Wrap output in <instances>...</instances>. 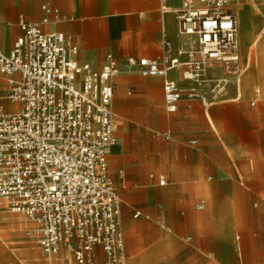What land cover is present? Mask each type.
Returning a JSON list of instances; mask_svg holds the SVG:
<instances>
[{
  "label": "crops",
  "instance_id": "crops-1",
  "mask_svg": "<svg viewBox=\"0 0 264 264\" xmlns=\"http://www.w3.org/2000/svg\"><path fill=\"white\" fill-rule=\"evenodd\" d=\"M259 3L233 5L243 69L237 89L230 85L227 101L212 105L183 94L169 113L164 82L188 87L183 67L144 77L129 72L125 58H174L188 46L178 32V1L0 0L2 52L22 35L23 22L33 23L70 38L78 63L99 68L111 56L120 67L112 79L116 143L106 161L120 199L127 264H264V37L256 55L243 53L238 21L241 8L242 33L250 34L241 6ZM207 75L226 74L217 65ZM6 87L0 74V95ZM0 105L13 109L1 98ZM19 215L0 202V222L24 227L28 236L34 224ZM9 258L0 252V264Z\"/></svg>",
  "mask_w": 264,
  "mask_h": 264
},
{
  "label": "built area",
  "instance_id": "built-area-1",
  "mask_svg": "<svg viewBox=\"0 0 264 264\" xmlns=\"http://www.w3.org/2000/svg\"><path fill=\"white\" fill-rule=\"evenodd\" d=\"M176 1L178 32L188 46L174 58L126 57L125 64L129 72L163 78L183 67L188 87L164 82L169 113L183 94L204 105L225 102L243 71L233 5L262 0ZM21 29L10 51L0 50L7 85L0 98L17 105H0V202L34 224L27 235L50 257L97 264L99 250L103 264H127L120 199L106 161L116 143L112 79L120 67L111 56L99 68L78 63L77 47L62 33L25 22ZM217 65L226 75L209 77Z\"/></svg>",
  "mask_w": 264,
  "mask_h": 264
},
{
  "label": "rangeland",
  "instance_id": "rangeland-1",
  "mask_svg": "<svg viewBox=\"0 0 264 264\" xmlns=\"http://www.w3.org/2000/svg\"><path fill=\"white\" fill-rule=\"evenodd\" d=\"M241 7L247 10L243 15V21L247 23L250 31V34L242 33L238 23L242 52L256 55L258 46L253 44V39L261 32L260 21L264 17V3L243 4ZM260 37L261 39L264 37V32ZM16 107L17 105L13 104V109ZM25 230L23 227L21 232L14 231L9 229L5 223L0 222V252L10 255V264H61L58 258L44 254L35 240L26 236Z\"/></svg>",
  "mask_w": 264,
  "mask_h": 264
},
{
  "label": "bare ground",
  "instance_id": "bare-ground-1",
  "mask_svg": "<svg viewBox=\"0 0 264 264\" xmlns=\"http://www.w3.org/2000/svg\"><path fill=\"white\" fill-rule=\"evenodd\" d=\"M242 13H243V9H239L238 11V21L241 24L242 30L245 27V25L242 23ZM260 27H261V32H259L253 39V44L257 45L258 40L260 39V36L262 34V32H264V18L261 19L260 21Z\"/></svg>",
  "mask_w": 264,
  "mask_h": 264
}]
</instances>
